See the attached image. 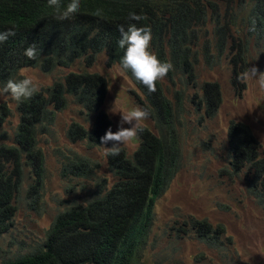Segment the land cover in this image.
<instances>
[{
	"label": "trees",
	"instance_id": "1",
	"mask_svg": "<svg viewBox=\"0 0 264 264\" xmlns=\"http://www.w3.org/2000/svg\"><path fill=\"white\" fill-rule=\"evenodd\" d=\"M222 1V6L217 7L214 0H80V12L71 20L58 22L53 19V9L48 7L47 0H0V32L13 25L16 32L0 43L1 87L9 79L23 78L19 72L23 68L48 74L79 64L91 66L96 56L103 53L106 64H118L141 92L142 108L149 112L155 129L142 126L144 131L138 134L139 145L132 155L128 156L121 148L118 157L107 156L113 174L126 179L116 180L109 189L104 177L95 179L94 187L81 185L80 192L86 193L84 202L72 201L56 215L41 241L32 238V243H26L21 239L18 249L4 252L0 264L136 263L138 251L150 230L155 201L180 168L181 144L176 126L177 106L167 98L160 80L156 92L150 93L136 80L131 69L122 67L125 50L118 46L117 30L120 25L150 26L149 51L161 62L173 64L166 80L172 81L177 75L181 82L186 80L195 85L196 47L205 36L207 24L211 23L215 38L212 47L217 59L224 53V39L231 41L228 53L234 64L232 83H235L238 71L242 73L248 66L246 57L250 52L264 57V0L236 4ZM206 3L212 6L211 10ZM130 12L145 19L133 21L129 18ZM253 21L255 30H250ZM33 43L42 51L37 59L30 60L23 53ZM201 52L211 65L214 60L205 42ZM236 62L240 66L238 70ZM107 83L98 72L71 70L30 100L16 102L19 120L13 131V143H3L9 136L5 130L0 132V236L12 227L15 195L28 178L32 180L25 188L27 199L30 207L39 211L45 155L37 137L39 133H52L58 111L71 102L80 107V114H95L90 128L71 121L65 135L71 143L82 141L88 147L100 144V137L110 127V120L102 109ZM239 85L243 88L245 83L239 82ZM200 88L201 94H195L191 101L202 118H211L221 104L220 85L217 81H205ZM10 114L5 103L0 104V129ZM226 143L228 169L222 172L229 179L241 178L247 195L263 205L264 151L259 141L244 122L230 120ZM58 154L61 177H69L70 181L93 176L96 164L92 157L73 149H60ZM75 186L76 183L69 185L66 191L74 193ZM104 190L107 192L102 195ZM111 193L118 201L106 202V209L114 211L131 206L130 211L110 213L102 219L105 198ZM88 217L99 222L89 225ZM183 225L211 248L224 245L222 223L212 225L205 218H190ZM226 240L231 242L230 237ZM89 247H95L93 254Z\"/></svg>",
	"mask_w": 264,
	"mask_h": 264
},
{
	"label": "rangeland",
	"instance_id": "2",
	"mask_svg": "<svg viewBox=\"0 0 264 264\" xmlns=\"http://www.w3.org/2000/svg\"><path fill=\"white\" fill-rule=\"evenodd\" d=\"M214 1L217 7L224 3L222 0ZM239 1L245 0H229V3L236 4ZM206 7L208 10L212 9L207 3ZM214 39L212 24L208 23L205 36L196 47L198 56L194 65L195 85L187 83L186 80L181 82L177 75L173 76L172 81L166 78L160 80L167 98L177 106L181 164L167 188L155 201L150 230L135 264H264V204H258L247 195L241 178L229 179L222 172L228 169L226 129L230 120L244 122L264 151V89L259 87L256 80H249L241 88L237 79L241 74L239 71L235 77L236 82L232 83L235 76L234 64L228 53L231 41L223 38L224 53L217 59L216 50L212 47ZM204 42L212 54L211 60H214L211 65L203 58V52L200 53ZM106 60V55L102 53L96 56L91 66L79 64L48 74L34 68H23L19 72L23 77H31L40 85L41 90L55 79H62L71 70L98 72L108 81L102 109L110 120L109 128L115 132L121 118L119 112L128 113L135 108L143 109V97L121 67L118 64L108 66ZM246 60L247 68L255 66L258 72H264L262 55L250 52ZM239 67L236 62L235 69L238 70ZM205 81H217L222 93L218 111L211 118H202L201 112L196 110L191 101L195 94H201L200 85ZM2 103L10 109L11 114L0 132L5 130L8 133L9 137L3 143L11 144L19 114L16 102L9 96L0 97V104ZM79 110L78 105L69 102L65 109L57 112L51 126L52 133L38 134V146L45 155L44 184L39 211L32 209L25 197V188L32 180L28 178L22 185L19 196L14 200L16 212L12 227L0 236V258L5 251L18 249L21 239L26 243H32V238L41 241L46 234L45 230L59 211L69 206L71 201L84 202L86 193L78 191L81 185L85 184L91 188L97 177H105L109 183L115 180L108 168L104 145L88 147L82 141L71 143L66 137L65 130L71 121H77L90 128L95 118V114L87 116L80 114ZM143 125L155 131L153 121L149 117L141 121V126ZM124 127L130 125L124 124ZM137 146L138 138H134L121 148L131 155ZM60 149H73L92 157L96 164L93 168V179L69 181L62 178L58 154ZM75 183L74 193L66 191L69 185ZM189 217L205 218L212 225L222 223L225 228L224 245L211 248L198 240L194 233L183 225ZM227 237H230V243L226 240Z\"/></svg>",
	"mask_w": 264,
	"mask_h": 264
},
{
	"label": "clouds",
	"instance_id": "3",
	"mask_svg": "<svg viewBox=\"0 0 264 264\" xmlns=\"http://www.w3.org/2000/svg\"><path fill=\"white\" fill-rule=\"evenodd\" d=\"M47 5L50 9H53V13H52L53 19L58 22H63L65 20L73 19L80 12V7H81L80 0H67L66 3L63 2V0H47ZM129 18L137 22L145 19L144 17H142L141 15L135 12H130ZM250 30H255V21L252 22V28ZM117 31L119 32L120 35V39L118 40V46L121 49L125 50L124 55L121 58L122 67L124 69H131L136 80H138L144 86H146L150 93L156 92L157 81L163 80L166 77L168 72L173 69V64L170 61L161 62L155 53L149 51L150 43L152 39L150 26L138 27L136 24H129L127 27V25L125 26L120 25ZM15 34L16 32L14 25L11 26L6 31L0 32V43L6 41L10 36H15ZM41 51L42 50L38 49L37 46L33 43L24 50L23 54L28 59L35 60L37 59V56L41 53ZM237 79L241 83H247L249 80H256L259 87L264 89V72H258V69L255 66L251 68L248 67L237 77ZM40 92H41L40 85L34 82V80L31 77L25 76L19 80L9 79L6 82V84L2 88H0V97L7 95L11 98V100L19 104L24 101L30 100L34 95ZM119 113L121 118H120L118 130L114 132L111 130V128H109L105 132V134L100 137V144L106 147V152H105L106 156L118 157L121 153V146L126 145L129 141L133 140L134 138H138L137 137L138 134L144 131V128L141 126V121H145L149 116V112L141 108H135L128 113H124V112H119ZM124 124L130 125V127H124ZM109 144L111 145L110 147L107 146ZM138 145H139V139H138ZM127 155L130 156L129 154ZM94 173L95 171H93V176ZM111 173L114 176L115 180L112 183H109L108 180L106 179L107 189H109L116 180L126 179V177L123 176L118 177L114 175L112 171ZM93 176L91 177V179H93ZM68 178L69 177H67V179ZM98 178L101 177H97L95 179ZM43 184H44V178L41 182V188L39 190L40 192L42 191ZM91 186L94 187L93 184ZM20 189L21 188H19L15 196L17 197L19 196ZM106 192L107 191L104 190L102 192V195H105ZM26 194L27 191H25V197L27 198ZM117 201L118 199H116L114 193H111L105 198L104 214L102 219H104L110 213L127 214L130 211L131 206L119 208L114 211H110L106 209L105 207L106 202L115 203ZM190 218H195V217H189L186 221H188ZM88 221H89V225L99 222V220H96L93 217H88ZM94 249L95 247H89V251L91 254H93ZM139 251L137 256L139 255Z\"/></svg>",
	"mask_w": 264,
	"mask_h": 264
}]
</instances>
